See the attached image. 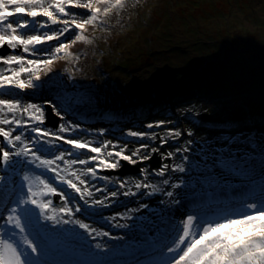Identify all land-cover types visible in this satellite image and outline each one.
Listing matches in <instances>:
<instances>
[{
    "label": "snow or ice",
    "instance_id": "obj_1",
    "mask_svg": "<svg viewBox=\"0 0 264 264\" xmlns=\"http://www.w3.org/2000/svg\"><path fill=\"white\" fill-rule=\"evenodd\" d=\"M125 7V0H0V49L10 50L0 55V264H264V145L257 152V141L250 136L229 135L211 144L204 140L199 159L190 160L184 154L191 151V140L163 153L161 158L167 160L180 154V162L151 170L161 178L159 184L144 178L134 189H151L139 194H162L169 199L160 201L161 213L135 216L139 226L135 222L114 225L136 229L131 236H113L77 216L92 208L106 219L99 209L111 207L121 195L138 194L127 188V181L112 191L107 185L97 186L94 180L109 179L101 177L100 171L115 170L120 160L133 165L150 160L169 139L183 135L179 129H167L163 136L155 131H129L127 135L140 143L125 154L128 142L95 141L78 134L89 130L67 119L69 111L77 110L76 98L59 92L41 103L23 98L27 90L35 95L48 82L42 74L52 71L57 58L73 55L68 51L70 44L92 42L85 35L88 26L103 24L113 10ZM46 108L63 121L56 131L46 127ZM168 122L146 127L161 128ZM97 135L103 136L104 130ZM156 140L159 146H153ZM257 163L262 176L258 185L252 175ZM148 172L142 170L144 175ZM171 173H184L186 178L177 177L174 182ZM232 179L247 181V194L226 201L217 192L234 187ZM169 189H183L192 199L182 202ZM53 197H59V206ZM174 205L185 209L183 218L176 219ZM149 207L145 203L126 208L106 222L112 225L129 212ZM66 225L71 226L70 235ZM77 229L93 240L108 237L129 243L120 249L106 242L89 244L87 259H67L84 239ZM127 254L133 259H105Z\"/></svg>",
    "mask_w": 264,
    "mask_h": 264
},
{
    "label": "rangeland",
    "instance_id": "obj_2",
    "mask_svg": "<svg viewBox=\"0 0 264 264\" xmlns=\"http://www.w3.org/2000/svg\"><path fill=\"white\" fill-rule=\"evenodd\" d=\"M125 4L124 9L113 10L103 24L87 27L85 35L91 43L70 44L68 51L78 59L69 55L53 62L52 71L47 76L42 74V80L48 82L36 90L40 96L31 95L32 90H29L31 93L23 98L41 103L44 99L54 98L57 92L76 98L79 101L77 110L69 111L67 119L79 122L82 128L89 130L86 134H78L95 141L128 142L129 154L140 143L127 135L129 131H155L163 136L167 129H179L183 135L169 139L168 144L160 147L159 155L183 147L191 140V151L184 154L190 160L199 159L204 140L211 144L229 135L254 138L259 152V146L264 145V98L256 99L250 92V95H242L241 101L234 96L228 99L229 95L216 94L222 90L211 92V86L202 96L201 85L194 83L201 81L204 85L209 82L206 65L211 61L232 64L252 58L257 53L255 50L264 51V0H125ZM50 43L55 45L57 42ZM56 63L62 68L54 67ZM138 110H148V115L142 122L134 123ZM113 115L115 118L110 121ZM57 119L59 124L63 122L59 117ZM161 120L169 122L161 128L142 127V123ZM101 129L104 130L103 136L97 135ZM189 131L192 136L187 135ZM159 145V140L153 143V146ZM233 147L247 145L235 144ZM174 162H180V154L171 162L162 159V164ZM121 166L119 162L116 169ZM141 168L149 170L145 178L150 183H160L161 178L152 175L147 161L141 164ZM101 172V177L109 179L94 180L97 186L107 185L109 191L117 190L116 181L121 179L128 182L127 188L138 193L123 198L119 196L112 202L115 211L109 212L110 218L124 213L126 208L135 209L145 203L150 207L136 213L145 216L153 212L159 214L164 209L160 201L169 199L162 194L140 195L142 189H134V184L140 181L137 174L120 177ZM181 175L186 178L184 173H171L170 179L175 182ZM252 175L258 185L262 179L258 163ZM232 184L234 187L217 192V195L227 201L247 194V181L232 179ZM169 190H173L182 202L192 199L184 195L183 189ZM229 191L240 196L232 197ZM53 201L57 206L54 197ZM175 206H181L178 219L183 218L185 209L182 205ZM134 214L129 212L127 217H120L115 222L130 225L135 222L139 226ZM77 216L98 227L87 220L84 211ZM98 228L115 233L114 227ZM135 232L136 229L132 228L121 229L120 234L131 236ZM105 238H97V242L110 245ZM113 244L122 247L119 240Z\"/></svg>",
    "mask_w": 264,
    "mask_h": 264
},
{
    "label": "trees",
    "instance_id": "obj_3",
    "mask_svg": "<svg viewBox=\"0 0 264 264\" xmlns=\"http://www.w3.org/2000/svg\"><path fill=\"white\" fill-rule=\"evenodd\" d=\"M255 51L257 53L252 58L232 62V64L216 60L211 61V64L207 63L206 69L209 82L203 85L201 81H196L194 85H201L200 93L202 96L211 86V92L222 90V92L216 94L220 96L229 95L228 99L234 96L237 97V101H241L239 98L243 97L242 95H250V92L255 94L253 97L256 99L264 98V61L262 60L264 51ZM146 115L141 113L140 116L146 117ZM248 123L253 125L251 122Z\"/></svg>",
    "mask_w": 264,
    "mask_h": 264
},
{
    "label": "water",
    "instance_id": "obj_4",
    "mask_svg": "<svg viewBox=\"0 0 264 264\" xmlns=\"http://www.w3.org/2000/svg\"><path fill=\"white\" fill-rule=\"evenodd\" d=\"M9 52V49L7 47H5L4 49H0V55H5ZM46 116L48 117V121H47V124L48 125H53L54 127H57V124H58V120L55 118L54 120V116L52 114V111L50 109H47L46 108ZM147 163L151 164V169H154V168H159L162 164V158L161 156L156 153L152 156V158L150 160L147 161ZM140 171V167L137 166L135 168V171L131 172L133 174L135 173H139ZM117 173L119 174H127V173H130L128 169L124 168L122 171H118Z\"/></svg>",
    "mask_w": 264,
    "mask_h": 264
},
{
    "label": "bare ground",
    "instance_id": "obj_5",
    "mask_svg": "<svg viewBox=\"0 0 264 264\" xmlns=\"http://www.w3.org/2000/svg\"><path fill=\"white\" fill-rule=\"evenodd\" d=\"M54 67L62 68V65H61L60 63H56V64L54 65ZM224 120H225V119H224ZM228 194H231L232 197H233V196H240V194H238V193H237L236 195H234V194H233V191H229ZM239 198H240V197H239Z\"/></svg>",
    "mask_w": 264,
    "mask_h": 264
}]
</instances>
